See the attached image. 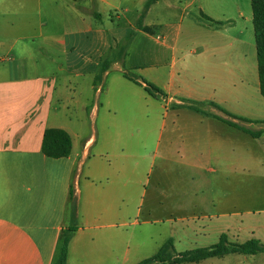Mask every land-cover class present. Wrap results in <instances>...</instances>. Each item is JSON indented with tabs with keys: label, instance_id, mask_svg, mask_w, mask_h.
<instances>
[{
	"label": "crops",
	"instance_id": "0c3cea01",
	"mask_svg": "<svg viewBox=\"0 0 264 264\" xmlns=\"http://www.w3.org/2000/svg\"><path fill=\"white\" fill-rule=\"evenodd\" d=\"M127 2L0 0V264H53L70 226L64 264H130L129 226L167 223L174 233L183 215L220 236L239 178L264 168V132L251 137L211 105L264 121L252 10L239 13L247 32L235 14L200 6L184 24L151 23V34L136 27L142 14L150 25L144 12L113 26ZM130 32L158 42L149 67L131 68L161 93L127 72L129 44L99 72ZM47 128L68 133L67 156L42 152Z\"/></svg>",
	"mask_w": 264,
	"mask_h": 264
},
{
	"label": "rangeland",
	"instance_id": "374dc122",
	"mask_svg": "<svg viewBox=\"0 0 264 264\" xmlns=\"http://www.w3.org/2000/svg\"><path fill=\"white\" fill-rule=\"evenodd\" d=\"M143 1L128 0L126 4L129 7L128 10L120 20L115 19L113 26L118 29L129 28L130 24L136 21L138 12L140 14L144 12L147 0H145L144 5ZM190 1L159 0L157 4L150 5L145 11V14H147L145 22L146 24H150L149 27L151 29H153V23H171L175 25L180 18H182V24H184L187 19L198 17L201 6L202 10L214 9L215 12L226 15L235 14L239 25L246 24L247 29H244L245 32L248 31V28H251L249 23L244 22L240 18L241 16H248L251 12L250 0H194L195 2L185 9V5ZM148 10L150 11L148 12ZM239 13H241V16ZM34 28H36L35 21L30 28L25 30L28 32ZM156 33L153 35L155 36ZM157 44L158 42L146 38L142 32L135 34L134 39L129 40V52L124 63L127 72L135 76V78L139 77L144 81H148L144 77L145 74H138L136 70L131 68V65L137 64L139 65V69L149 67L153 51H158L159 49ZM160 54L165 60L170 57V52L163 49L160 50ZM148 73L152 74L151 71ZM248 74L251 75L252 71ZM250 90H252V84L247 87V91ZM239 106L243 107L244 105L241 104ZM238 185L239 188L236 190V215L230 218H223V224L220 226L226 227L228 225L229 231L224 230L223 232L226 233L227 239L230 242L241 243L251 237H256L264 243V168L258 167L255 170L242 174ZM139 221H142V216L139 217ZM199 223L200 221L198 222L194 217H188L187 215L179 216L174 233L169 231L167 223L129 226L127 228L130 232L131 254L129 263L135 264L155 254L171 233V244H167L165 248V252L168 254L174 255L184 250L214 244L219 236V232L217 231L218 225L214 226L215 230H202L198 227ZM181 264H264V253L254 255L231 253L222 257H211L199 262Z\"/></svg>",
	"mask_w": 264,
	"mask_h": 264
},
{
	"label": "trees",
	"instance_id": "16d2710c",
	"mask_svg": "<svg viewBox=\"0 0 264 264\" xmlns=\"http://www.w3.org/2000/svg\"><path fill=\"white\" fill-rule=\"evenodd\" d=\"M157 0H147L145 3V11L148 7ZM252 16H253V27L255 33L256 42V53H257V66H258V77H259V91L264 97V0H250ZM138 19L136 27L147 33H152L149 26L142 24V18ZM200 16L204 19L210 20L208 16L200 13ZM133 32H130L127 38L121 41L111 59L104 58L101 62L99 72L105 71L112 61H121L126 52V48L131 39ZM99 74L96 75L95 79H99ZM140 84V82H138ZM144 88L149 94L161 93L160 89L155 87L149 82H145ZM212 106L217 108L223 116L214 115V117L222 120L223 122L235 127L236 129L250 135L251 137H259L264 130L254 129L249 124L264 122L259 120H250L238 115H234L228 112L223 107L211 103ZM186 106L195 111L204 112L196 103L186 104ZM71 150V139L66 131L58 128H47L44 131L42 139V152L51 158L65 157L70 153ZM74 210V208H73ZM74 230L73 227H68L62 234L60 245L58 248V253L53 264H64L67 256V246L70 238V233ZM167 244H171V239L164 242L158 251L151 255L150 257L144 258L135 264H181V263H194L201 260L211 258V257H222L227 254L237 253V254H255L258 252H264V244L256 238H251L242 243L230 242L227 239L226 233H221L219 239L216 243L197 247L193 249L184 250L177 252L174 255L165 252Z\"/></svg>",
	"mask_w": 264,
	"mask_h": 264
}]
</instances>
